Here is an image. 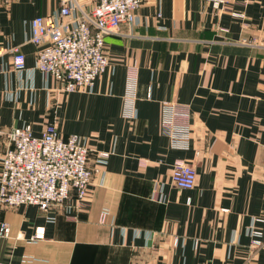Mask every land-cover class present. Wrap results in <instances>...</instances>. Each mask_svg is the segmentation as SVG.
<instances>
[{"label": "crops", "instance_id": "1", "mask_svg": "<svg viewBox=\"0 0 264 264\" xmlns=\"http://www.w3.org/2000/svg\"><path fill=\"white\" fill-rule=\"evenodd\" d=\"M78 2L90 11L97 0ZM61 4L0 3V49L26 57L19 72L11 53L0 56V176L7 133L30 125L41 135L50 123L84 137L99 172L78 210L74 199L69 213L0 206L10 229L0 264H246L251 255L264 264V0H144L137 24L105 37L107 72L74 93L42 76L29 42L31 21ZM167 102L190 107L188 150L172 149L163 132ZM176 159L194 164L192 190L173 185ZM256 218L263 245L253 252Z\"/></svg>", "mask_w": 264, "mask_h": 264}, {"label": "built area", "instance_id": "2", "mask_svg": "<svg viewBox=\"0 0 264 264\" xmlns=\"http://www.w3.org/2000/svg\"><path fill=\"white\" fill-rule=\"evenodd\" d=\"M13 1L0 0V3L8 6ZM143 3L144 0H97L86 11L78 0H62L60 9L53 15L38 16L31 21L29 42L38 47L36 69L45 79L52 77L61 83L65 92L92 91L97 78L110 67L105 37L118 34L122 24H137ZM3 50L0 49V56ZM5 50L13 56L14 69L24 71L26 57L20 49ZM136 79L134 67L128 71L127 101L134 98ZM190 119L189 105L163 104L161 125L172 149H190ZM7 135L10 145L1 158L0 206L33 205L44 213L55 208L69 213L73 210L69 202L74 199V208L80 209L94 175L99 172L89 164L91 153L86 139L78 134L64 137L51 123L41 135L34 134L30 125L13 128ZM97 157V162L104 164L109 153H99ZM171 179L177 189L192 190L196 183L194 164L176 159ZM107 214L103 212L102 222ZM262 221L256 218L248 228L253 252L263 245L261 232L255 226ZM9 231L6 223L0 224L1 236L8 237ZM42 237L43 231L37 230L33 239ZM251 257L246 264H250Z\"/></svg>", "mask_w": 264, "mask_h": 264}]
</instances>
